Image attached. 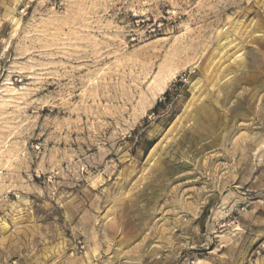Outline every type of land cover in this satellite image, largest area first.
Masks as SVG:
<instances>
[{"label": "rangeland", "instance_id": "rangeland-1", "mask_svg": "<svg viewBox=\"0 0 264 264\" xmlns=\"http://www.w3.org/2000/svg\"><path fill=\"white\" fill-rule=\"evenodd\" d=\"M0 264H264V0H0Z\"/></svg>", "mask_w": 264, "mask_h": 264}, {"label": "trees", "instance_id": "trees-1", "mask_svg": "<svg viewBox=\"0 0 264 264\" xmlns=\"http://www.w3.org/2000/svg\"><path fill=\"white\" fill-rule=\"evenodd\" d=\"M156 29H158V28H156ZM166 95H169L168 91L166 92ZM161 105H162V102H157L156 106L154 107V111H157L161 107Z\"/></svg>", "mask_w": 264, "mask_h": 264}, {"label": "bare ground", "instance_id": "bare-ground-1", "mask_svg": "<svg viewBox=\"0 0 264 264\" xmlns=\"http://www.w3.org/2000/svg\"><path fill=\"white\" fill-rule=\"evenodd\" d=\"M14 21H15V19H14Z\"/></svg>", "mask_w": 264, "mask_h": 264}]
</instances>
